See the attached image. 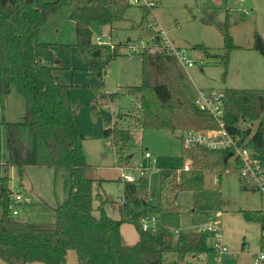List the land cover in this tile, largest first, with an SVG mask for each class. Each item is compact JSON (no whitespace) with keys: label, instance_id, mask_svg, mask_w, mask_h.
Listing matches in <instances>:
<instances>
[{"label":"trees","instance_id":"16d2710c","mask_svg":"<svg viewBox=\"0 0 264 264\" xmlns=\"http://www.w3.org/2000/svg\"><path fill=\"white\" fill-rule=\"evenodd\" d=\"M65 3L71 6L75 45L86 58V69L100 77L108 72L110 63L121 53L122 43H96L92 24L113 26L126 19V11L132 4L129 0H0V102L2 96L15 88L24 95L31 112L29 119L11 122L5 120L0 107V258L9 264L33 261L67 264L69 250H75L76 264H172L168 262V253L174 252L178 260L173 264H189L190 254L216 252L217 246L212 239L216 234L212 231L179 230L176 233L163 225L146 230L141 220L168 207L175 191L201 190L204 171L215 170L221 174L226 170L231 158L229 149L183 145V153L193 164L181 171H162L159 203L152 200L145 174L133 180H122L119 218L105 210L110 201L103 188L105 178H94L87 173L93 166L86 158L85 134L70 95L76 84L57 82L54 75L57 67L40 62L42 56L53 54V43L41 41L39 29L48 14ZM141 8L142 19L133 26L153 35L156 43L163 44L161 32L154 35L149 28L151 10L145 4ZM224 36L222 54L202 44L196 47L227 68L230 51L238 45L227 28ZM70 47L71 44H63L68 54ZM253 47L264 54V39L258 32H255ZM140 54L143 62L140 83L129 87L139 102L134 107L137 111L135 125L172 131L219 127L209 110L187 97L182 83L187 72L174 53L149 48ZM92 87L100 103L107 96L115 99L118 95V92H108L104 83ZM221 90L224 92L225 126L264 162V88L223 86ZM121 120L122 115L117 113L103 132L119 147L132 138L130 129L123 127ZM255 123L257 126L253 127ZM4 126L9 152L7 162L3 160L2 149ZM117 150L116 156L126 162L130 156H125L120 148ZM34 165L70 171L68 197L55 207L53 221L20 220L11 212L14 192L9 168L17 166L23 174L28 166ZM239 211L248 221L260 225V244L264 247V210L241 208ZM124 222L137 227L139 238L134 244H125L122 240Z\"/></svg>","mask_w":264,"mask_h":264},{"label":"rangeland","instance_id":"374dc122","mask_svg":"<svg viewBox=\"0 0 264 264\" xmlns=\"http://www.w3.org/2000/svg\"><path fill=\"white\" fill-rule=\"evenodd\" d=\"M148 1L154 3L153 6H147L151 10L149 19L152 22L149 28L153 29L154 35L155 32H161L163 42L166 40L173 46L184 48L195 62L192 66H184L187 76L182 80L190 100H196L200 88L206 90L215 88L218 91L222 86L264 88V54L253 47L255 32L261 34L264 39V0ZM144 2L142 0L131 4L126 11V19L113 26H102L98 22L92 24L94 41L96 37L101 36L112 45L122 43L121 53L110 63L109 71L103 77L106 90L118 92V95L115 99L107 96L105 100H101V108L108 114V117L103 116L104 127L111 125L113 116L121 114V125L130 129L132 138L119 147L111 138L103 135V130L98 132L97 126L90 124L89 129L94 133L83 141L87 161L93 166L87 173L94 178H105L103 188L110 198L105 210L115 218L120 216L119 202L123 197L124 172H132L139 178L138 167H149L146 176L153 195L152 200L159 203L162 198V171L164 169L181 171L183 168L186 169L187 164L190 166L193 164V160L183 153L182 131L142 128L135 125L137 111L134 107L139 105V102L137 96L129 91V87L140 83L143 67L140 53L149 48L160 50L159 43L152 39L153 35L150 36L144 30L133 26V23L142 19L141 5ZM70 13L69 3L49 13L39 29V39L52 42L55 50L53 60H56L58 56L56 51L59 49L66 55L65 65L75 71L77 65L71 64L69 56L71 47L76 46L75 25ZM226 28L232 35L233 42L238 45L230 51L227 68L216 62V58L207 57L201 48L196 47L202 44L212 52L224 53ZM63 44H71L69 54L64 50ZM56 45L58 48L54 47ZM74 55L77 56L75 53ZM61 76L59 73V77ZM72 76L71 74L67 82L56 81L77 84ZM102 84L88 83L91 87ZM0 104L6 121H24L30 118L27 100L15 88L2 96ZM256 126L257 123L253 125ZM81 128L88 130L87 127ZM6 139L7 132L4 126L2 149L5 162L9 158ZM118 148L125 156H130L126 162H121L116 156ZM147 150L152 153V157L145 156ZM121 165L127 169L121 170ZM237 168L234 158L231 157L226 170L221 174L215 170L204 171L201 190L175 191L172 203L152 214L157 220L150 221L151 223L166 226L171 230L196 231L209 221L217 223L221 233L219 240L227 245L228 249L222 253L217 249L216 252L206 251L200 253L199 257H191L190 254L187 257V260H190L189 264H256V258L260 252H264V247L260 246L259 224L248 221L239 211L245 207H261L264 210V198L260 190L244 187ZM9 174L13 192L22 195V199L16 204L19 214L15 217L31 222L53 221L55 207L69 194L71 181L69 169L34 165L28 166L22 174L19 167L10 166ZM1 213L0 207V215ZM121 228L124 239L137 240L138 230L134 223L124 222ZM212 239L215 242V239ZM69 253L73 255L75 252L70 250ZM176 255L174 252L168 253V262L172 264L177 262ZM76 261L77 254L72 259L67 255V264H75Z\"/></svg>","mask_w":264,"mask_h":264},{"label":"built area","instance_id":"2783aa9c","mask_svg":"<svg viewBox=\"0 0 264 264\" xmlns=\"http://www.w3.org/2000/svg\"><path fill=\"white\" fill-rule=\"evenodd\" d=\"M142 0H129L130 3H139ZM144 4L147 6H153L154 3L148 0H144ZM161 36L163 34L161 33ZM165 38V37H164ZM98 44L110 43L106 40H103L101 36L96 37L95 40ZM163 42V41H162ZM160 50L168 51L174 53L180 63L185 66H192L195 62L187 54V51L184 48L173 46L166 42L158 45ZM130 53H133L130 51ZM223 96L224 92L215 88L210 89H199L198 96L195 102L203 109L209 110L215 119L217 120L219 127L210 130H201V129H186L182 131L181 139L183 145L186 147H191L194 144L204 145L211 149H229L232 153L231 157L234 158L237 164V171L241 177V180L244 182L246 188H255L261 191L262 197L264 198V162L258 158L253 151L241 143L240 137L232 134L227 127L225 126L224 120V106H223ZM112 141V140H111ZM110 143V140L108 141ZM146 157H152L150 151L145 152ZM187 169L190 167L189 164L185 166ZM124 166L121 165V170H125ZM150 169L146 166L138 167L140 175H145L147 170ZM124 180H133L137 176L133 173H123ZM22 199L20 193H14L12 195V202L10 203V209L12 214L15 216L19 213L16 204ZM157 220L155 216L151 215L150 217H144L141 220L143 229H156L158 224L155 225L150 221ZM176 233L179 230H174ZM199 231H212L216 234L215 237V246H217V251L220 253L228 249L227 245L220 242V228L214 221H209L205 225L199 227ZM217 241V242H216ZM256 264H264V252H260L259 256L256 258Z\"/></svg>","mask_w":264,"mask_h":264},{"label":"crops","instance_id":"0c3cea01","mask_svg":"<svg viewBox=\"0 0 264 264\" xmlns=\"http://www.w3.org/2000/svg\"><path fill=\"white\" fill-rule=\"evenodd\" d=\"M103 26H109V25H103ZM54 47L58 48L57 45ZM54 51L55 50H53L52 55L42 56L40 58V62L57 67L55 72H54V75H55V79L58 80L59 82L60 81L67 82V80L71 78V74L73 75L72 79H74L77 82L78 86L76 84L75 87L71 88V91H70L71 101H72L74 108L77 110L80 125L82 127H87V129H88V130H85V129L83 130L84 134L86 135L85 138L88 137L90 134L94 133V132H91V130L89 129L90 124H93V125L95 124L98 128V132H99V130H100V132L102 130L104 132V129L107 126L104 127L103 116L108 117V114L102 110L101 103L98 102L96 99V93L94 92L92 87L90 85H88V83H91V84H98L99 82L104 83V79H103L104 76L100 77V76H98V75H96V74H94L91 71H88L86 69V66H87L86 58L84 57V55L82 54V52L79 50V48L77 46L71 47V53L69 55L71 64L73 66L77 65V68L75 71H72L71 69H69V66L65 65L66 55L62 54L61 51H59V49H58V51H56V55H58V56H57L56 60L54 59L55 60V62H54V60H53V58H54L53 55L55 53ZM74 53L77 56H75ZM83 68H85V69H83ZM59 73L62 74L61 77H59ZM113 118H114V116H113ZM179 138H180V136H179ZM108 144H109V142H108ZM129 173H132V172H129ZM122 199H123V197H122ZM122 199H121V201H122ZM254 208L263 209L261 207H254ZM121 230H122V228H121ZM121 234H122V232H121ZM260 236H261V228H260ZM138 238H139V235H138ZM138 238H137V240H138ZM122 240L125 244H134L137 241V240H131V239L130 240L124 239L123 234H122ZM260 240H261V238H260ZM260 246H261V244H260ZM74 252H75V250H74ZM75 254H76V252L73 255H70V253H69L68 256L72 259V258H75ZM199 255L200 254L192 255L191 257H199ZM191 257H190V259H191ZM0 264H9V263H7L5 260L0 258ZM26 264H46V263L41 262V261H33V262H28ZM75 264H76V262H75Z\"/></svg>","mask_w":264,"mask_h":264},{"label":"water","instance_id":"95a60500","mask_svg":"<svg viewBox=\"0 0 264 264\" xmlns=\"http://www.w3.org/2000/svg\"><path fill=\"white\" fill-rule=\"evenodd\" d=\"M230 155H232V153L230 152Z\"/></svg>","mask_w":264,"mask_h":264}]
</instances>
